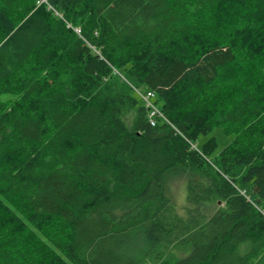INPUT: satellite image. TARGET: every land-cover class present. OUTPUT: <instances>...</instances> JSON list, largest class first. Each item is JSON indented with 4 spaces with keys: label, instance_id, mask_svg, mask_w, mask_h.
Here are the masks:
<instances>
[{
    "label": "trees",
    "instance_id": "obj_1",
    "mask_svg": "<svg viewBox=\"0 0 264 264\" xmlns=\"http://www.w3.org/2000/svg\"><path fill=\"white\" fill-rule=\"evenodd\" d=\"M0 264H264V0H0Z\"/></svg>",
    "mask_w": 264,
    "mask_h": 264
},
{
    "label": "rangeland",
    "instance_id": "obj_2",
    "mask_svg": "<svg viewBox=\"0 0 264 264\" xmlns=\"http://www.w3.org/2000/svg\"><path fill=\"white\" fill-rule=\"evenodd\" d=\"M237 73H238V71L236 68H233L230 70L228 69L227 71L223 72L222 78L224 79L230 75L236 76ZM134 91L139 95L140 99L145 102L144 97L148 93V90L145 87H136L135 86ZM127 119L129 120V124H130L131 121H130L129 117H127ZM211 137H216L218 144H219L217 150L212 155V157H215L230 142V140L232 139L233 136L232 135H226L221 127H217L213 131H211L210 133L201 135L198 139L197 145L194 144L193 147L196 148V146L202 145L204 142H206ZM175 195H176V201L178 204V208H179V210L183 211L185 209L184 206L187 204V188H186L185 181L176 186Z\"/></svg>",
    "mask_w": 264,
    "mask_h": 264
},
{
    "label": "built area",
    "instance_id": "obj_3",
    "mask_svg": "<svg viewBox=\"0 0 264 264\" xmlns=\"http://www.w3.org/2000/svg\"><path fill=\"white\" fill-rule=\"evenodd\" d=\"M156 93L154 91H148L145 98V104L149 107V119L152 125H156L161 119L167 120V117L162 112L160 107L155 103L154 99Z\"/></svg>",
    "mask_w": 264,
    "mask_h": 264
}]
</instances>
